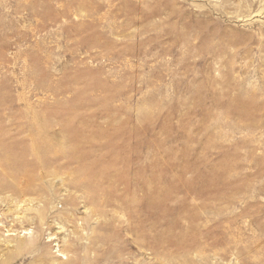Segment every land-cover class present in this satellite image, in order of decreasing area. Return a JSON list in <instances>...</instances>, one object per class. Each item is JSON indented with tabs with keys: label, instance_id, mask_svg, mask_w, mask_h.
<instances>
[{
	"label": "rangeland",
	"instance_id": "rangeland-1",
	"mask_svg": "<svg viewBox=\"0 0 264 264\" xmlns=\"http://www.w3.org/2000/svg\"><path fill=\"white\" fill-rule=\"evenodd\" d=\"M57 263L264 264V0H0V264Z\"/></svg>",
	"mask_w": 264,
	"mask_h": 264
},
{
	"label": "bare ground",
	"instance_id": "bare-ground-1",
	"mask_svg": "<svg viewBox=\"0 0 264 264\" xmlns=\"http://www.w3.org/2000/svg\"><path fill=\"white\" fill-rule=\"evenodd\" d=\"M10 174H13L12 172H9ZM43 174V173H42ZM15 197V196H14ZM13 198V197H11ZM16 198V197H15ZM5 200V199H4ZM11 200V199H10ZM9 200V201H10ZM8 201V200H7ZM18 203V202H17ZM18 203L17 207L21 206L22 204ZM16 205V204H15ZM25 206V205H24ZM10 207L12 208V206L10 205ZM16 207V208H17ZM37 207V206H36ZM14 208V207H13ZM22 207H20L19 209V215H17L14 220H17V222H19L20 224H24L25 221H30V222H38L40 224H45V223H48L46 217H47V210L49 209V207H37L34 209V212L35 213H32L30 212L29 210H21ZM38 219V220H37ZM23 227V226H22ZM63 227V226H61ZM10 228V227H9ZM12 228V227H11ZM50 228V227H49ZM14 230V229H13ZM18 230V229H17ZM23 230H29L27 228L23 229ZM26 234L30 233V231H24ZM39 240V236H35L34 234H30L29 237H26L24 241H20L18 244L20 246H24L25 245H28L30 247H32V245H36L37 244V241ZM18 245V246H19ZM62 253L65 254V256L67 255L66 253V250H61ZM42 255V254H40ZM48 256V255H47ZM68 256V255H67ZM66 256V257H67ZM84 257V256H83ZM70 257H68L69 259ZM84 259V258H83ZM70 260V259H69ZM85 261V259H84ZM87 261V260H86ZM85 261V262H86ZM57 264H60V263H57ZM89 264V263H88Z\"/></svg>",
	"mask_w": 264,
	"mask_h": 264
}]
</instances>
